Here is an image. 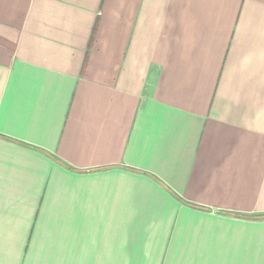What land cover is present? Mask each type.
Masks as SVG:
<instances>
[{"label": "crops", "instance_id": "1", "mask_svg": "<svg viewBox=\"0 0 264 264\" xmlns=\"http://www.w3.org/2000/svg\"><path fill=\"white\" fill-rule=\"evenodd\" d=\"M0 264H264V0H0Z\"/></svg>", "mask_w": 264, "mask_h": 264}]
</instances>
